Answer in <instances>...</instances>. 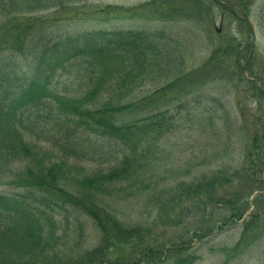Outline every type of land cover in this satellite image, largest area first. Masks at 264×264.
Here are the masks:
<instances>
[{"label": "rangeland", "instance_id": "374dc122", "mask_svg": "<svg viewBox=\"0 0 264 264\" xmlns=\"http://www.w3.org/2000/svg\"><path fill=\"white\" fill-rule=\"evenodd\" d=\"M151 1L82 0L19 14H8L4 8L0 10V37L3 32L11 34L13 27L21 23L42 25L31 30L32 38L37 37L35 42L46 36L80 44L87 35L102 30L162 32L163 63L150 65V53H146L144 67L129 62L133 75L123 76L125 86L118 88L122 100L133 105L123 115V119L130 121L153 116L150 106L142 109L147 100L143 101L175 81L172 90L158 98L160 113L152 118L158 123V131L150 136L145 157L149 164L140 179L116 184L106 197L109 207L101 212L113 217L121 229L139 227V236L132 241L140 244L151 243L154 238L160 246L184 243L183 254L193 257L189 264H264V190L260 188L264 169L257 172L252 159L247 157L254 139L262 145L264 131V0H169L167 5L171 7L165 5L169 13H161L160 17L110 12L132 10ZM38 52L34 46H25L22 52L4 47L0 50V63L7 64L13 76H33ZM62 63L46 58L40 72H36L42 79L47 77V90L69 97L85 95L91 86L86 75L69 67V62ZM16 84L12 82L10 97ZM106 88L116 89L115 83ZM2 90L1 87L0 93ZM39 110L47 109L41 106L24 114L23 124L30 125V129L24 130L25 135L31 144H36L33 150L37 156H43L47 163L66 160L68 171L75 178H68V188L78 185L74 180L85 174L107 170L116 162L114 155L118 152L113 144L94 134H90L92 140L84 139L88 151L66 153L57 139L61 134L53 131L54 126L36 119ZM9 162L0 165V193L24 196L26 200L22 198V202L39 205L50 217L44 220V226L48 246L57 260L49 264H86V252L102 244V232L96 223L70 206L34 202L40 194L25 187L22 172L31 162L16 155ZM254 172L261 180L252 184ZM226 177L234 181L214 187L206 185ZM237 182L247 193L243 202L246 231L244 219L222 225L230 211L211 201L224 196V191H234L239 187ZM24 226L18 225L15 233L21 235ZM106 228L113 229L116 235L112 222ZM259 232L258 237H252ZM248 237L253 240L246 246ZM120 249L121 246L112 245V256ZM172 262L175 258L169 256L140 264Z\"/></svg>", "mask_w": 264, "mask_h": 264}, {"label": "trees", "instance_id": "16d2710c", "mask_svg": "<svg viewBox=\"0 0 264 264\" xmlns=\"http://www.w3.org/2000/svg\"><path fill=\"white\" fill-rule=\"evenodd\" d=\"M78 1L82 0H0V10L5 8L8 14H19L59 7ZM158 1L160 0H153L149 4L132 10L119 9L110 12H121L127 16L146 15L148 17H160L161 13H169L165 8L169 0H163L160 6H157ZM167 7H171V5H167ZM35 26L39 28L42 25L21 23L16 25V28L13 27L11 34L3 32L4 36L0 37V50L7 47L22 52L25 46L31 49L34 46V49H39L36 66L32 68V71H35L33 76H13L10 67L5 63H0V88H3L0 93V165L9 164V160L15 155L29 160L31 164L25 166L22 171L24 172L23 181L27 182L26 188L34 189L40 194V197L35 198L34 202L41 200L46 205L70 206L78 213L81 212L89 216L96 223L102 232V244L95 250L86 252V264H140L144 261L148 263L154 260L159 261L162 258L168 259L169 256L175 258V262L172 264L192 263L193 257L183 254L184 243L171 247L165 246V244L160 246L154 238L151 243L140 244L135 240L132 241L139 236V227L121 229L113 217L101 212L109 207L106 197L111 194L113 187L124 181L140 179L141 173L146 170L149 164L145 157L150 136L156 135L158 131L156 128L158 123L152 120L160 113L158 112L161 108L158 106V98L166 96L169 90H172L175 81L156 90L143 101L147 100L145 104H142V109L145 110L150 106L153 116H144L130 121L123 119V115L129 112L133 105L129 101L122 100L121 90L119 91L118 88L121 89L125 86L124 83L122 84L123 76L127 78L128 75H133V71L129 70V62L132 61L138 66L144 67L147 65L146 53H150L152 56L150 65L163 63L162 43L160 44L161 38L164 36L163 33L145 30H102L87 35L80 44L67 40H50L46 36H41L38 42H35L37 37L32 38L34 35L31 36V30ZM46 58L61 60L62 64L64 61L69 62V67L77 69L84 76L86 75L91 86L85 95L69 97L62 96L56 90L49 88L47 90V77L42 79L36 73L38 70L40 72V66ZM13 81L18 84L13 87V92H11L13 95L10 97L9 91ZM114 83L116 89L106 88ZM41 106H45L47 110L46 112L39 110L36 119L46 126L51 124L54 126L53 131L61 134V138L57 139L60 141L61 149L66 150V153L76 152L77 149L82 152L88 151L89 145L85 143L84 139L92 140L90 134H94L95 137L103 138L113 144L115 151L118 152L117 155H114L116 162L107 170L76 178L77 180L74 181H78V185L68 188L70 187L68 178L71 180L75 178L70 175L66 160L62 163H47L43 156L40 158L34 152L33 147L35 148L36 144H31L24 132V130L30 129V125L23 124L24 114ZM13 108H15L14 121L16 119L15 122L18 123V126L12 120ZM41 112L43 115H39ZM14 131L16 132L15 136H12ZM261 137L263 138L262 148L254 139L253 148L247 152V157L252 159V163L257 167V172L264 169V131ZM105 153L110 154L111 152L106 151ZM253 174L255 172L251 174V180L252 184H255L261 179ZM233 181L232 178L226 177L219 183L213 180L206 185L214 187L220 183L224 185ZM261 182L260 188L264 190V182ZM202 187L197 186L199 189ZM230 192L229 190L224 191V196H218L211 200L214 201L212 203L225 205L229 209V217L222 220V225L226 226L245 220L246 212L243 206V202L247 198L244 195L247 194L245 193L246 189L239 183V187ZM22 198L26 200L24 196L18 198L0 193V264H49L56 262L55 253L48 246L49 236L44 226V220L49 216L45 215L39 205L31 201L22 202ZM258 215L261 214L258 213ZM110 222L117 228L116 235H113V229L107 230L106 228ZM246 222L247 220L244 221V231L247 229ZM21 224L22 227L26 225L22 229L23 233L19 235L15 232L18 225ZM259 234L260 232L254 236L250 234L249 237L251 235L258 237ZM202 237H205V234L201 237L199 235V238ZM252 237L246 239L244 242L246 246L253 240ZM112 245L121 246V251L117 255L112 256L114 254L111 252L113 250H110Z\"/></svg>", "mask_w": 264, "mask_h": 264}]
</instances>
